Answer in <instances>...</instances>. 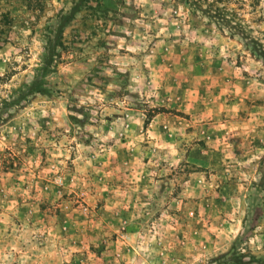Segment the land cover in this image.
I'll return each instance as SVG.
<instances>
[{
    "label": "rangeland",
    "instance_id": "obj_1",
    "mask_svg": "<svg viewBox=\"0 0 264 264\" xmlns=\"http://www.w3.org/2000/svg\"><path fill=\"white\" fill-rule=\"evenodd\" d=\"M224 253L264 255V0H0V264Z\"/></svg>",
    "mask_w": 264,
    "mask_h": 264
},
{
    "label": "trees",
    "instance_id": "obj_2",
    "mask_svg": "<svg viewBox=\"0 0 264 264\" xmlns=\"http://www.w3.org/2000/svg\"><path fill=\"white\" fill-rule=\"evenodd\" d=\"M38 91V90H37ZM41 91V90H40ZM228 254L224 253V254H217L216 256L212 257V258H209L208 260H203L197 264H214L216 260H220L222 258H225L227 257ZM244 257L245 254H237V258L235 259H229L231 261H233V263L235 264H240V260H239V257ZM248 257V256H247ZM249 258L252 259L253 261V264H264V255H262L261 257H258V256H255L253 254H249Z\"/></svg>",
    "mask_w": 264,
    "mask_h": 264
}]
</instances>
